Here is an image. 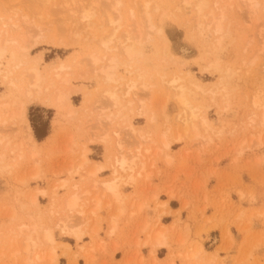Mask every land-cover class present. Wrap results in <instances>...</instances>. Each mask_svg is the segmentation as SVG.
Segmentation results:
<instances>
[{"label":"rangeland","instance_id":"obj_1","mask_svg":"<svg viewBox=\"0 0 264 264\" xmlns=\"http://www.w3.org/2000/svg\"><path fill=\"white\" fill-rule=\"evenodd\" d=\"M56 1L0 0V29L11 31L17 24L19 33L27 39L28 33L34 36L41 33L45 39L33 43L35 47L30 49L28 60L41 56V71L50 82L55 81L71 93V104L55 106L33 102L27 105V117L40 144L41 152L36 159L42 172L32 177L34 161L26 145L8 157V162L18 163V167L0 174V264H25L29 258L22 251L28 241L25 239L28 235L39 239L48 228L55 243L40 242L42 245L39 244L36 252L28 254L34 259L38 252L44 261H28V264H51L48 250L53 247L57 264H206L208 259L215 264H264V125L261 122L264 0H209L206 13L211 10L215 17L222 16V36L215 34L212 26L198 25L193 19L196 13L181 6L182 0H150L155 24L162 18V11L166 12L162 26L174 61L164 56L162 39L154 33L149 39L134 42L142 47L143 53L128 66L124 65L126 57L119 52V43H124L126 37L120 39L116 34L119 38L115 36L111 47L118 50L105 51L98 40H91L90 28L83 29L81 36L73 35L70 31L74 25L70 21L63 22L65 27L56 22L68 19L62 6H58L62 0ZM91 1L88 0L90 4ZM102 1L107 5V0ZM142 2L122 0L119 11L126 24L118 32H123L121 37L134 29L137 21H144L146 8ZM157 5L161 6V13L154 11ZM60 10L65 15H60ZM131 11L134 20L130 19ZM105 20L99 9L92 18L97 26ZM60 26L64 29L60 30ZM112 30L113 27L105 25L104 37L111 35ZM58 39L62 42L57 43ZM92 52L101 59L97 67L86 58ZM114 55H119L122 62L116 70L120 82L106 83L101 70L110 65L109 59ZM11 56L7 54L4 63ZM61 66H65L61 75L67 85L55 76ZM176 78L183 81L171 85V80ZM180 85L185 86L189 101L200 116L196 124L201 135L194 139L186 136L182 107L176 99ZM131 87L134 89L130 90ZM107 89L116 90L121 106L105 101ZM10 96L9 86L0 76L1 102L8 101ZM17 96L20 100V95ZM256 97L261 98V106L255 105ZM69 106L76 111L74 115L67 116ZM30 116L40 128V134H47L46 138L36 137ZM202 118L209 122L210 129L205 128ZM16 130L15 126L8 125L1 130V135H8L14 146L25 144L23 134ZM164 135L170 141L168 150L161 141ZM144 149L151 150L144 155ZM138 150L142 154L139 161H144L142 176L133 178L139 168L116 173L114 161L126 155L130 160ZM84 151L89 162L81 169L79 159L82 160ZM21 154L23 159L19 158ZM95 165L101 170L93 177L89 174ZM23 177L27 178L22 181ZM63 180L67 185L57 186ZM112 181L118 183L126 207L118 222V232L110 237V220L117 204L112 194L104 191L102 195L105 190L102 185ZM75 190L81 196V209L78 207L73 212H76L72 215L74 220L67 217L71 222L63 220L73 227L79 223L76 226L85 232L80 241L59 229L61 219L68 213L64 202ZM36 191L44 194L38 193V205L32 206L29 197ZM95 192L103 196L98 218L89 214L95 206ZM107 200L113 202L107 205ZM82 210L85 220L77 214ZM32 217L35 219L30 221ZM95 219H101V225L97 233L90 235ZM37 222L42 225L38 235L30 229ZM148 222L151 229L157 230L161 224L169 230L166 244L155 253L149 243L145 245L148 232L152 233L150 228L144 230V223ZM21 225L29 226L32 233L23 226L20 231Z\"/></svg>","mask_w":264,"mask_h":264},{"label":"bare ground","instance_id":"obj_2","mask_svg":"<svg viewBox=\"0 0 264 264\" xmlns=\"http://www.w3.org/2000/svg\"><path fill=\"white\" fill-rule=\"evenodd\" d=\"M42 1L47 3L50 0H42ZM151 1H153V0H151ZM151 1L150 0H144V2H142L144 4V7L146 8L144 11V21H137L134 29L133 28L131 30L129 29V31H126V32L123 30L125 32L124 37H121V36H123V35H121L123 32L118 33L119 30L120 29L122 30V27L125 26L124 24H126L124 22L125 21L124 15L119 11V7L122 5V0H114V3L111 0H109V2L107 0V5H106V3L104 4V2H106V1H102V0H92L91 4H90V2H88V0H62V3L60 1L61 4H58V6L59 5L62 6V9L67 13L66 17H68V19L66 21H62V22L56 21V22L58 24H60V23L63 24V22L68 23L70 21V23H72L75 27H77L76 28L77 30H76V29H74L75 27L73 26V30H75V31H73V30L70 31V32H72L73 35H76V36H81L80 34H81V31H83V29L85 31H88L86 29L90 28L89 31H90V33L92 32V35H93V37H91L92 38L91 40L92 41L95 40L94 42H96L98 40L97 43H99V45H101V48H104L105 51L117 49V47H114V48L111 47L112 43H114L116 41V38L117 37L119 38V36H117V35H120V39L121 38L125 39V37H126V41L124 43L121 44V42L120 43L118 42L119 46L121 45L119 52L121 51L122 53L121 52L120 53L126 57L125 61H127V63H124L125 66L130 65V63L138 55L141 56L143 53L142 47L141 48L137 47V44H135L134 42L136 40H138L139 42L141 40V42H142L143 38L147 37V39H149L151 37V35L155 33L162 39V47L164 50V56L167 57L169 61L170 60L174 61V57L171 54L170 42L167 39L165 32H164V29H163V26H162L163 25V19L162 18L164 17L163 15H165L166 12L162 11V8L160 5L156 6V9L154 11H156V12L162 11V13L160 12L162 14V18L160 19L158 24H155L154 16L152 14V10L150 11ZM53 2H54V0H53ZM57 2H59V1H56V3ZM110 2H112V3H110ZM108 3H109V5H108ZM52 5H54V3ZM180 5L181 6L184 5L186 8L192 9L196 13V15H194L193 19H194V21L198 22V25H200L201 27H203L206 24L208 25V27L212 26L213 27L212 31L215 34L222 36V33H223L222 16L219 14V16L215 17L213 15V13L211 12V10H209V12L206 13V10L210 6L209 0H182ZM54 9L57 10L58 7L56 6V8H54ZM98 9L103 11V16L106 17V20L103 21V23H102L103 25L100 24L97 26V25H95L97 23L92 22V18L96 15ZM63 10L62 11L60 10V12H62V14L60 13V15H63V13L65 15V12H63ZM131 12L132 13L130 15V19L132 18L131 20H134L135 19L134 12L133 11H131ZM59 17L61 19L66 18V17L63 18L61 16H59ZM208 17H211L209 22L207 21ZM101 18H102V16H101ZM24 24H26V22ZM65 24H63L62 26L65 27L66 26ZM105 25L113 27V30L110 31L111 35L108 34L109 36H107V37L105 36L106 38L104 37V34H103L104 33L103 27ZM144 25H146V27H145L146 33L145 34H143L144 31H142V28ZM7 26H9V25L6 24V27ZM62 26H60V30L64 29V28H62ZM19 30L20 29H19V26L17 24H14L12 26L11 31L5 32L4 29L3 30L0 29V76H3V80L9 86L10 93H11L10 99L8 98L9 99L8 101L4 100V102H1V100H0V174L8 172L12 168L18 167L17 166L18 163H16L15 165L10 164L8 162V157L11 153H15L16 151H20L19 149H22L23 146L26 147V145H27L28 148H30V152H29V154L31 155L30 157L32 158V160L35 163V164L32 163L34 165V170L31 168V171L33 170L35 173V175H34V173H32L34 175L32 177H35L37 174H41V172H42L40 165L38 164V163H40V161L38 160L39 161L38 162L36 159L41 151L39 150L40 144L38 142H36V140L34 138L33 130H32V127L30 125L29 119L27 117V105L30 103H33V102H40L43 104H53L55 106H62L65 104H71V98H70L71 93L68 92V89H66V88H60L59 85L57 83H55V81L50 82V79L43 73V71H41V69L39 68L40 61L42 60L41 56L34 58L35 59L34 61L28 60L29 56H30V49L34 46V44L37 43V41L39 42L41 39H43V40L45 39V38H43V35L40 33V34L34 36L31 33H28V39H27L24 37V34L22 32L19 33ZM115 36H117V37H115ZM60 39L62 41H64V39H62V37H60ZM60 39H58L59 41H57V43L62 42ZM71 41H72V38H71ZM139 42H138V44H141ZM30 43L32 44V46H30ZM9 53L12 56L7 63H4V59H5V57H7V54H9ZM88 57L90 58L91 63L95 67L99 66V63L101 61L99 55L92 52L86 58H88ZM109 62H110V65L101 70V72H102L101 74L103 75V77L105 79L104 82H106V83H119L120 80H119L117 73H116L118 66L120 64H122V62H120L119 55H114L113 57H111L109 59ZM64 67L65 66L59 67V70H57V72H55V76H56V78L60 79L61 83H64L67 85V80H65V78L62 77V75H61L62 71L64 70ZM181 81H183V80L176 78V79L171 80L170 84L172 85V83H179ZM132 87H134V85ZM132 87L130 88V90L134 89ZM179 87H180L179 91H178V93H176V99L178 100V102L180 103V105L182 107V119H183V122L186 126V128H185L186 136L191 137V139H194V138H197L201 135L200 127L196 124V121H197V119H199L200 116H199L198 112L195 110L192 103L189 101L188 95L186 94L185 86L180 85ZM197 88H200V87L197 86ZM69 91H70V89H69ZM17 95H20V97H21L20 100L18 99L19 97ZM53 95H55V97ZM105 97L107 98V99L105 98V101H107V103H112V104L117 105V106L122 105L120 100H119L120 97H119L118 93L116 92V90H110V89L105 90ZM261 104H262L261 98L256 97L255 105L261 106ZM67 111H68L66 113L67 116L68 115H74L75 114L74 112H76L73 110V108H71V106H69ZM117 114H118V112H117ZM120 114H118V115L120 116ZM110 117L114 118L113 115ZM110 117H109V120H110ZM115 120H117V119H115ZM261 122L264 125V107L262 110ZM202 123L205 125V128H209V129L211 128L209 125V122L205 118H202ZM8 125L15 126L17 128L16 132L18 134H20V133L23 134L25 144L20 143V145L18 144L17 146H14L16 144L12 145L11 141L8 140V135L7 136L1 135V133H2L1 130H4V128ZM130 127H132V126L130 125ZM182 129H183V127H182ZM182 129H181V131H182ZM118 136H120V135H118ZM23 137H22V139H23ZM105 138H106V136H105ZM147 138H148V136H147ZM48 140H49V137L42 143H45ZM108 140L110 141V139H108ZM159 141H160V139H159ZM161 141L163 143L164 149L168 150L170 148V141H167V136L164 135L162 137ZM142 142H146V141L144 140ZM119 144H120V142H119ZM123 144H124V142H123ZM123 144H121V145H123ZM1 145L3 146V148ZM116 145H117V143H116ZM118 146H120V145H118ZM138 146L139 145H137V148H138ZM120 148H122V146ZM137 148H135V149H137ZM156 149H157V151H160V149H158V148H156ZM139 150H138L137 155L132 156L133 158L130 156L131 157L130 160L125 158L127 155L125 157L121 156L122 158H120V157L117 158L114 161V163L116 164V167H115L116 171L115 172L117 173L118 170H120V171H128V170L132 171V170H136V168H139L138 171L135 172L136 175L133 176V178H134V180H137V178H140L139 176H142L141 171H143L145 168L143 167L144 161L141 163L138 159L140 155L142 156L141 151H139ZM150 150L151 149H146L145 152L143 151L144 155H145V153L149 154ZM85 151L83 153L84 156H82L83 158H81L83 161L79 159V161L81 162V163L79 162L80 163L79 166L81 167V169H82V166L84 164L86 165L87 161L89 162V159L87 160V158L85 156L86 155ZM136 153H137V151H136ZM159 153H162V151H160ZM121 154H123V153H121ZM152 155H154V154H152ZM23 157H24V154H21L19 156V158H22V159H23ZM167 159H169V158L167 157ZM139 165H141V166H139ZM38 168H40V169H38ZM100 170H101V168L99 166L95 165L90 170V174L89 173L88 174L92 175L94 177V175H96ZM24 172H25V170H24ZM9 173H10V171H9ZM143 173H145V172H143ZM29 176H30V178H32L31 174ZM26 178L23 177V178H21V180L23 179L22 181H24V179H26ZM21 180L19 179V181H21ZM92 181H93V179H92ZM95 181L96 182L93 181L95 184L98 183L97 180H95ZM25 182H23V183H25ZM62 182L60 183L61 185L58 184L57 186L63 187V186L67 185L66 180L65 181L63 180ZM102 183L103 182H101V184ZM98 184L100 185V183H98ZM103 184L104 185H102V186L103 187L105 186V190L103 189L102 195H104V191H106L105 194L106 193L112 194L113 195L112 198H114L113 200L117 204L116 209H114L115 215L114 214L112 215L113 217L110 220V225H109L110 231L108 233L111 237L113 234L118 232L117 230H118L119 225H120L118 222H120L119 221L120 216L124 213V209H125L126 205H124L125 204L124 200H123L124 197L122 199V195L118 191V185H117L118 183L117 182L112 181V182H108V183L105 182ZM57 188L58 187H56L55 189H57ZM73 188H75V185ZM91 190H93V189H91ZM40 192H43V191H40ZM40 192H37V191L33 192L31 194V195L34 194L33 197H29V200L31 201L30 204L32 206L38 205L37 204V195H38V193L42 194ZM88 193L89 192L87 191L86 194L88 195ZM43 194H44V192H43ZM53 194H55V192ZM86 194L84 196H86ZM95 194H96V192H95ZM101 196L99 197L98 194H96V196L94 198L95 201L93 200L95 202V206L93 209H90L91 212L89 211L90 212L89 214L92 215V217L94 216V217L98 218V211L100 210L99 208H101V202H103V196H102V198H101ZM112 198L110 197V200ZM80 199H81V196H80V194L77 193L76 190H75V192H72V194H70L67 197V199L64 202L65 210H68V213L71 212L72 214H71V216H67L68 215V213H67L66 217L63 216L65 218L61 219V221H60L61 224H60V228H59V229H61V232L63 234L72 236L77 241L82 240L85 232L80 230V228L78 226H76L79 223H77L74 227L71 225L69 226L68 223L71 222V220L67 217L73 218V220H74V216H75L76 212H75V214H73V212L76 211L77 208L79 207ZM105 202H106L105 204L109 203L108 200ZM111 202H113V201H111ZM111 202L107 205H110ZM140 205H142V204H140ZM139 206H137V208ZM23 207H21V209ZM114 207H115V204H114ZM79 208L81 209V207H79ZM138 210L140 211L141 209H138ZM36 212H38V211L36 210ZM34 214H35V212H34ZM77 214H78V217H79V214H81L83 216V219L86 218L84 210L78 212ZM134 214H135V212H134ZM72 215H74V216H72ZM81 215H80V217H81ZM14 216H16V214H14ZM32 216H33V214H32ZM92 217H91V222L94 219V218L92 219ZM36 218L39 219V216L38 217L36 216ZM32 219L34 220L35 218H33V217L30 218V221ZM63 219H65V220L67 219L68 223L65 222ZM146 219L144 221H146ZM73 220H72V222H74ZM99 220H101V219H95V222H94L95 226L91 227L92 230L90 229L91 230L90 235L97 233V231L101 225V224H99ZM40 221H41V219H40ZM149 222L144 223L145 224V226H144L145 231H147L148 228L151 227V223H149ZM37 223H33L32 226H30L31 227L30 229L38 235L40 233V231H42V229H41L42 225H40V223H38V224ZM83 223H86V222L84 221ZM160 225L157 226V230L150 228L152 233L148 232L147 242L145 243V245L147 243H149V245L152 246L154 253L158 248L164 246L166 244V241L168 240V236H167L168 233L167 232L169 230L167 228H165L164 226H160ZM21 227L25 230L27 229L26 230L27 232L31 231L29 229V226L24 227V225H21L19 228H21ZM154 227H155V225H154ZM22 228L20 229V231L23 230ZM32 231L30 232V234L32 233ZM20 235L22 236V234H20ZM37 235H36V238H37ZM24 237H27V236H24ZM27 239H28V241H27ZM25 240L24 241L26 242V244L24 245L25 242L22 243V245H24L23 246L24 249L22 251L25 250L27 252L26 255H29V256H27L29 258H26L27 260L24 261L25 264H28V261H29V263H32V262H34V263L39 262L40 263V262L44 261L38 252L35 254L34 259L30 258L31 255L28 253L36 252V248H39L40 242L46 243V245L48 243L52 245L56 241L51 229H49V228L46 230H43L42 237L39 239L34 240V239H32V237L30 235H28V237ZM40 245H42V244H40ZM48 251L51 252L48 254V255H50L49 259L52 262L51 264H57V252H56L55 248L53 247V249L51 251H50V249ZM18 252H19V250H18ZM41 255H42V253H41ZM193 256H196V255H193ZM48 257L49 256H47V259H48ZM44 259H45V257H44ZM213 263L214 262H211V261L209 262V259L206 260V264H213ZM196 264H198V263H196ZM200 264H202V263H200Z\"/></svg>","mask_w":264,"mask_h":264},{"label":"trees","instance_id":"obj_3","mask_svg":"<svg viewBox=\"0 0 264 264\" xmlns=\"http://www.w3.org/2000/svg\"><path fill=\"white\" fill-rule=\"evenodd\" d=\"M30 120L32 122V125H33V128H34L36 137L39 140H42V139L46 138L47 137V134H44V135H41L40 134V132H39L40 131V128L37 127L36 122L34 121V119L31 116H30Z\"/></svg>","mask_w":264,"mask_h":264}]
</instances>
